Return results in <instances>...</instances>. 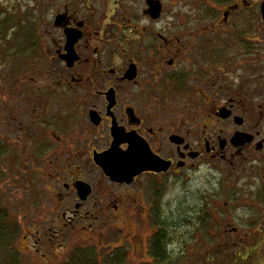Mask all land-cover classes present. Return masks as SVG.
I'll use <instances>...</instances> for the list:
<instances>
[{
	"label": "flooded vegetation",
	"instance_id": "1",
	"mask_svg": "<svg viewBox=\"0 0 264 264\" xmlns=\"http://www.w3.org/2000/svg\"><path fill=\"white\" fill-rule=\"evenodd\" d=\"M43 2L53 11L41 58L54 74L50 84L68 92L65 110L48 120L61 121L54 129L66 137L53 130L46 135L59 141L55 158L67 159L60 169L55 164L49 186L58 215L69 222L136 216L146 222L167 188L185 182L197 164L236 170L256 162L264 169V0H203L179 24L162 22L163 0ZM153 5L161 7L158 18L151 15ZM30 80L15 74L11 92L27 91ZM175 105L191 111L176 120ZM115 143L123 160L154 159L167 171L112 181L100 165ZM82 162L100 175L97 184L82 174ZM126 225L133 228L131 221ZM153 232L146 256L168 260L157 257L159 230ZM34 248L40 249L38 242Z\"/></svg>",
	"mask_w": 264,
	"mask_h": 264
},
{
	"label": "rangeland",
	"instance_id": "2",
	"mask_svg": "<svg viewBox=\"0 0 264 264\" xmlns=\"http://www.w3.org/2000/svg\"><path fill=\"white\" fill-rule=\"evenodd\" d=\"M43 1L0 0V209L10 214V235L0 249V264H70L85 252L95 253L101 264H264V169L256 162L236 170L218 163L197 164L185 182L167 188L146 222L136 216L72 223L58 215L49 186L55 164L60 169L67 159L55 158L59 141L46 135L57 131L61 121L49 122L65 110L68 92L65 86L50 84L54 74H48L50 67L41 58L45 23L53 11ZM163 3L167 13L162 22L176 24L186 22L190 9L203 6V0ZM15 74L30 76L27 91L17 87L11 92ZM175 107L176 120L191 111ZM62 131L57 132L66 137ZM81 166L86 178L95 184L101 180L87 163ZM150 193L144 190L147 202ZM67 215L71 216L68 211ZM155 228L165 239L168 260L154 262L146 256Z\"/></svg>",
	"mask_w": 264,
	"mask_h": 264
},
{
	"label": "water",
	"instance_id": "3",
	"mask_svg": "<svg viewBox=\"0 0 264 264\" xmlns=\"http://www.w3.org/2000/svg\"><path fill=\"white\" fill-rule=\"evenodd\" d=\"M159 6H161V3H159ZM161 7H158L157 5H153L151 12V15L153 17L158 18L161 13ZM263 15H264V7H263ZM68 37V45L71 48L74 44L73 42V36L71 34L67 33ZM118 143L114 144L113 149L108 152L107 154L103 155L102 158V165H100L103 169L104 174L107 177H110L112 181H115L117 183H124L126 181L127 177H131L133 179L135 176H139L144 172L151 171V172H162L167 171V169H161L158 168V164L154 159L145 160L148 162L145 163H139L138 158L133 157H127L125 160H123L122 156L117 151ZM124 161L132 162L130 166L125 167L123 164ZM162 162V161H160ZM158 165V166H157ZM128 179V178H127Z\"/></svg>",
	"mask_w": 264,
	"mask_h": 264
},
{
	"label": "trees",
	"instance_id": "4",
	"mask_svg": "<svg viewBox=\"0 0 264 264\" xmlns=\"http://www.w3.org/2000/svg\"><path fill=\"white\" fill-rule=\"evenodd\" d=\"M9 223H10V214H8L6 210L0 209V249L1 250L3 249V244L6 243L7 240L9 239V235H10ZM164 240L165 239L162 238L159 234L158 237L154 239V243H155L154 247L157 246L159 252L157 257L167 259V257L170 255L168 254V249H166V243ZM11 259L15 261V258H11ZM98 259L99 257L96 256L95 253L85 252V253H80V255H77L76 260L72 261L70 264H101Z\"/></svg>",
	"mask_w": 264,
	"mask_h": 264
}]
</instances>
